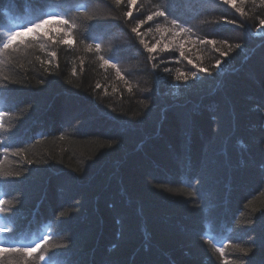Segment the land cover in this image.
Segmentation results:
<instances>
[{
	"label": "trees",
	"instance_id": "obj_1",
	"mask_svg": "<svg viewBox=\"0 0 264 264\" xmlns=\"http://www.w3.org/2000/svg\"><path fill=\"white\" fill-rule=\"evenodd\" d=\"M159 2L138 0L142 11L127 20V0H73L74 16L81 5L93 16L77 21L74 48L48 42L51 65L35 60L49 59L36 49L23 68L4 66L0 110L11 131L0 140L24 155L8 156L5 169L21 175L0 178V193H9L25 243L52 230V243L67 245L50 250L56 264H222L206 238L250 247L248 256L227 250L238 264H264V5L237 0L240 16L222 0H172V16L195 36L242 45L224 58L187 42L193 67L179 54L183 37L151 59L131 33ZM34 7L0 0V25L24 22ZM88 43L101 52H85ZM100 55L113 58L131 92L115 69L100 67ZM177 69L197 77L176 81Z\"/></svg>",
	"mask_w": 264,
	"mask_h": 264
},
{
	"label": "snow or ice",
	"instance_id": "obj_2",
	"mask_svg": "<svg viewBox=\"0 0 264 264\" xmlns=\"http://www.w3.org/2000/svg\"><path fill=\"white\" fill-rule=\"evenodd\" d=\"M256 0H252L255 3ZM35 5L33 9V15L31 18L25 20L22 23H13L10 26L0 25V79L5 82L10 80L9 75L3 74V68L6 65H11L13 68H23L24 64L21 63V59L27 56L30 50L38 49L39 52L45 53L49 59H41V56L36 55L35 60L39 61L41 65H51L52 61L56 59L57 52L48 51V42L52 45H62L68 46L70 48L75 47L76 43V33L80 27L78 20H92L93 16L89 14L88 8L81 5L75 9L77 15H73V0H32ZM114 3L119 6L124 3V0H114ZM224 5H229L231 8L235 9L236 13L240 16H244V9L237 7V0H222ZM241 4L248 3V0H240ZM261 5H264V0H260ZM138 0H127L128 10L123 13L125 19H133V9L137 12H141V8H137ZM172 0H160L159 3L153 5L152 9L147 11L143 15V18L136 17L135 25L130 28L131 33L139 40V44L143 46V49L150 54L151 59H156L155 56H151L152 53L157 52L159 48L161 52L167 51L173 45V42L177 37H183V41L178 44L179 54L181 57L187 60L188 64H193L192 59H190L185 54V43L190 42L193 45L200 44L203 46H212V48L220 53L221 57L227 58L231 52L236 49H241L242 45L240 43L235 44V46L229 44L228 40L218 41L216 39H210L207 36L201 38L195 36L192 33V29L185 27L178 17H173L171 14ZM61 9L57 11H49L48 9ZM160 18L163 19L164 23L156 22ZM150 22H156L155 28L148 27L146 32H142L141 29L145 25H149ZM227 23H235V21H226ZM260 25L264 26V19L260 20ZM47 26V27H46ZM155 31L160 34V38L156 39L154 43H150L144 37L146 33H152ZM171 33V38L166 40L165 38ZM195 36V38H193ZM88 39L95 40L96 37L90 34L86 36ZM81 44H84V40H80ZM222 44L227 46V51H221L217 48V44ZM162 45V47H161ZM101 43H88L84 45L85 52L96 53L101 52ZM100 61L101 68L110 67L115 69L116 76L120 80H124L127 85V90L132 91L133 85L130 84L121 73L117 63L113 62V58H105L103 55L98 57ZM224 60H217L213 65L216 69L220 70L221 65ZM157 65H153L156 68ZM193 67L196 65L193 64ZM200 72L207 71L204 68L198 69ZM168 71V69H165ZM73 74H75V69H73ZM210 74V73H209ZM197 73L191 72L186 74L179 69L176 71L175 80L187 82L190 78H196ZM15 82V81H11ZM97 88L100 87L99 84L96 85ZM7 89L0 86V92H6ZM9 116V112L6 110H0V132H10L11 128L6 125L5 119ZM14 139V137H10ZM63 139V137H61ZM8 141L0 140V178L8 181L11 177H19L21 173L19 171L6 170L4 167L5 161L8 156H23L24 149L16 148L12 149L10 146H4ZM26 159V158H25ZM31 163V161H26ZM199 183V181H197ZM9 195L8 192L0 193V264H56L53 260V256L56 253H50L52 248H62L67 247V245L53 244L52 243V230L46 232V234L36 237L34 240H30L25 243L27 236L20 235L15 229V220L13 215H9L13 212L15 205L7 199ZM189 195L195 196L196 193H189ZM64 213L61 212L60 216ZM7 221V222H5ZM56 231H59L57 229ZM206 243L212 244L215 253L218 254L222 264H238V259H232L229 256L228 249L233 252H238L243 256H248L253 253L250 247H242L239 244L232 243L231 240L224 242L223 244H216L210 238L205 239ZM256 243V241H253ZM259 250H264V236L261 237L260 244L258 246Z\"/></svg>",
	"mask_w": 264,
	"mask_h": 264
},
{
	"label": "rangeland",
	"instance_id": "obj_3",
	"mask_svg": "<svg viewBox=\"0 0 264 264\" xmlns=\"http://www.w3.org/2000/svg\"><path fill=\"white\" fill-rule=\"evenodd\" d=\"M95 36H96V39H98V40H101L102 41V39H104V37L101 36V35H95Z\"/></svg>",
	"mask_w": 264,
	"mask_h": 264
}]
</instances>
